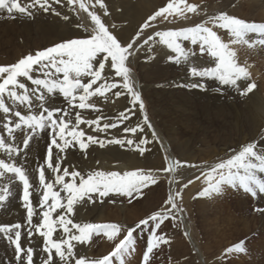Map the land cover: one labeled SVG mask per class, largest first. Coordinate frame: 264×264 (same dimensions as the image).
<instances>
[{"label": "snow or ice", "instance_id": "snow-or-ice-1", "mask_svg": "<svg viewBox=\"0 0 264 264\" xmlns=\"http://www.w3.org/2000/svg\"><path fill=\"white\" fill-rule=\"evenodd\" d=\"M60 4L61 0H30L28 4H21L19 0H0V10H6L11 16L14 13L32 16L33 9H42L44 12L52 11L55 15H61L52 4ZM79 4V8L86 12L94 25L91 35L86 38H72L56 43L35 54L22 56L17 62L6 66H0V210L6 206L10 197H13V188L19 184L22 186L19 200L26 210L24 224H0V240H7L13 247L16 264H36L37 255L41 256L40 264H68L76 253V243H87L94 233H103L109 241H115L123 234V238L115 243L114 249L107 255L97 259H88L83 256L75 260V264H113V258L124 256L134 251V240L147 230L146 247L143 251L141 264H150L154 249L161 243L169 241L163 235H157V229L164 220L175 218L174 213L179 211L176 199L181 196L177 191L170 194L165 201L162 211L141 219L135 226L125 229L117 224L74 223L68 217L74 213V207L85 200L93 201V196L98 198L108 197L110 194L126 196L129 204L143 196V189L150 184H156V178L151 171L132 170L102 171L92 170L85 174L74 166H63L67 159V151L78 149L85 152L91 144H99L101 147L108 144H117L121 147L127 145L128 149L138 151L143 155L147 149L143 145L151 143L146 137L134 139L112 138L110 140L99 139L93 135H87L80 127L88 125L94 132L107 133L109 129H118L126 121H130L135 115L132 109L119 112L112 117L114 122H105L102 126L100 120H108V117L96 119H84L80 111L75 112V124H72L70 114L73 109H92L98 111L94 103H89L93 97H105L107 93L116 89H123L132 97L133 109L138 104L139 110L144 111L145 104L141 93L135 90L131 83L130 69L126 64L131 63V57L135 55L139 47L147 45L153 40L149 36L139 43L145 29L152 27V22L157 18L170 22L185 12L195 13L197 6L183 3L179 6L168 3L159 8L153 15L140 26V31L132 37V42L122 45L112 31L102 22L101 16L94 11H89L84 0H66L67 5ZM101 8H105L102 0H95ZM105 15L107 10L105 8ZM68 19L67 16L64 17ZM214 26L223 29L230 36L235 37V42L248 43L245 34L264 33V23L248 22L226 13H220L212 18ZM160 37L167 48L176 53H181L187 58V53L179 42L190 41L191 45L199 44L201 57L207 55L214 67H207L198 71L196 67L190 69L193 77L215 78L221 86L237 87L242 95H247L256 85L248 83L242 91L238 87V81L248 77L246 67L241 66L236 60L235 52L225 43L217 31L201 24L185 27L180 30H166L155 33ZM259 43L264 45V39ZM170 60L174 57H168ZM179 63V60H176ZM114 73V75H110ZM87 78V82L84 80ZM116 78H122V83L112 82ZM103 83H99L100 81ZM32 85L33 87H29ZM98 85V86H97ZM95 86V87H94ZM193 88L202 86L198 83L191 85ZM46 90V91H45ZM125 91H115L114 96L120 98ZM62 95L67 106H46L51 99V94ZM18 109H23L18 110ZM26 112V114H25ZM144 124L151 129L152 125L144 116ZM95 125V127H92ZM143 127L137 124L134 127H123V133L133 135L143 132ZM19 143L17 146V135ZM41 133H47L49 139L46 142V152L43 162L36 165L34 172L38 183L32 182V174L27 166L28 149L34 139H38ZM153 138L156 134L153 130ZM11 136V142L7 137ZM259 142H250L234 151L229 158L223 159L212 166L201 176L207 181L208 186L198 193L201 197L220 193L222 186L229 185L242 188L253 197L264 194V180L258 179L254 170L264 173V153H261ZM11 160L12 162H6ZM253 160L259 161V164ZM18 161V162H17ZM188 166V165H185ZM174 169L175 165H171ZM243 170L244 174H240ZM46 171L52 174V179L46 176ZM168 171V169H165ZM6 174L8 184H3ZM66 178H69L66 180ZM201 177H196L199 180ZM77 180L79 181L77 183ZM192 183L188 181L183 187L187 188ZM252 185L258 189L254 190ZM59 188V190H56ZM62 193L64 195H62ZM38 195V204L34 205L32 197ZM264 214V208H255ZM55 214V217H54ZM38 223H34L35 218ZM69 225L71 227H69ZM22 229L24 231H22ZM76 229L79 234H74ZM62 230V231H61ZM27 236L28 244H24V236ZM36 236L42 238L39 253L32 245ZM54 236L56 238H54ZM76 242V243H73ZM243 241L233 247L225 249V253L243 252ZM130 245L132 247L130 248ZM2 264H11L5 258ZM120 264H124L121 260Z\"/></svg>", "mask_w": 264, "mask_h": 264}, {"label": "bare ground", "instance_id": "bare-ground-1", "mask_svg": "<svg viewBox=\"0 0 264 264\" xmlns=\"http://www.w3.org/2000/svg\"><path fill=\"white\" fill-rule=\"evenodd\" d=\"M164 1L162 0L161 2ZM84 2L88 5L89 11L97 12V14L101 16L102 22L105 23V25L109 28L110 31H112V33L116 32L114 33V35H116L118 40L123 45L127 44V42L131 39L132 35L137 31V28L147 17H149L151 14L157 11L158 8L164 6L160 4L158 0H123L121 4H119L117 0H102L103 3H106L108 5V6L106 5L105 8L107 11H109V13L105 15L104 14L105 8H101L98 4H95V0H84ZM223 2L226 3V5H229L231 3H236L237 0H227V1L224 0ZM195 3H196L195 5H197L196 1ZM208 4L211 3L208 2ZM208 4H206V6H208ZM244 4H247L249 6L248 9H251V11L248 10V14L252 15L254 14L253 11L255 12V10L253 9L255 8V6L257 7L258 5L259 8L260 6L264 7V0H244ZM52 7L57 9L58 11L57 10L56 11L61 13V15H55L52 13V11H49L47 13H40L36 9H33L31 10L32 11L31 17L22 15V19L18 20L22 33L27 37V40L30 39L28 40L29 42L26 40L24 43V45L27 48L29 47L30 49H38L65 39H70L73 37L74 38L83 37L85 36V34H88V30L86 28L87 26L90 29L94 28V25L91 22V19L88 16V14L82 11L80 8H79L80 10V17H79L78 14L75 13L74 9H72V7L70 5H67L66 3L65 4L53 3ZM117 7L120 9L119 12H116ZM209 7H208V11L211 8ZM199 10L197 9V11ZM206 12H207V8H206ZM261 12L264 16V10H262ZM115 14L120 18V19L118 18L120 21L116 19L115 21L121 27V30H117L118 26L115 25L113 22L112 16ZM66 15H68L67 20L64 19ZM197 15H199V13H197ZM176 18H179L178 21L181 23L180 17L178 16ZM127 20L128 23L124 22ZM187 27H192V26H187ZM224 35L228 36L229 33L227 31H224ZM152 36L155 40L152 43L151 47H147L144 53H142L141 55L139 52H136L135 55L131 57L130 64L131 66L134 65L137 67V72L139 71L138 75L137 73H134L131 70L130 68L131 66L129 67L128 64H126V66L129 67L130 69V77L135 89L140 88L142 95L144 94L145 99L149 101L151 108H153V113L157 118L156 121L154 120L153 115L150 116L148 113L146 114L148 118V122L152 125V128L149 129L144 124L143 116L139 112L137 105L133 109V106L127 99V96H121L120 98H116L114 96V92L117 90L122 91V88L110 91L109 93H107V97L109 99L110 98L114 99L113 104L111 106L113 114L118 113V109H124V108L132 109L135 112V115L132 117L130 123L139 124L141 127H143L144 129L143 132L147 134L146 138L149 141H151V143L145 144V148L147 149L146 154L150 156V158L156 161V163L155 162L154 163L157 167H162L163 153H167V155L172 156L176 165L175 169H177V172L175 171L174 173L175 179L184 178V176L185 177L191 176L194 173L190 169V167L184 169L185 167L184 164L194 162L195 159L192 158L190 156V153L188 152L190 151L193 144L197 140H194V138L186 137L185 136L186 134H183L181 130V127L183 128L185 127L192 130L193 129L192 125L194 122H196L197 124L196 131H198L199 140H200L199 143L203 146L201 147L203 149L200 150L201 151L200 160H204L205 165L203 166V168H205V170L208 168L207 166L208 160H211L212 158L215 159V157H223V156H225V158L227 159L229 156L228 154L225 155V151L227 150H231L233 154L234 151H238L242 146L250 142H259L260 145H264V88H263L264 76H262L264 73L261 72L260 74V68H258V66H249V65L244 66L248 71V77L246 79L238 81V87L240 88L241 91L244 88H246L248 83L255 82L254 81L255 78L253 79V77H255V74H257V72L259 73L260 81L257 79L259 85L256 86L247 95H242L240 94V92L237 91V87L221 86L215 78H210V77L198 78V77H193L190 74V69L192 67H196L198 71L204 70L207 67H214V63H210V61L206 60L208 57L204 59L205 57H201L200 55H198L197 53L198 50L196 51L192 49L190 51H187L186 49L188 48H185L184 52L187 53V58H186L181 53H176L173 50L166 49L167 47L166 44L162 45L160 40L155 34ZM254 36L257 39H261V40L264 39V36L258 35L256 33L248 34L247 40L250 43L251 41H253L254 44L251 43V45H249L251 48L246 47V49H248L247 53L250 51L248 53L250 55L252 51L254 52V54L256 53V55L259 54L258 58H260L259 56H261L263 59L262 61L264 63V45H261L259 43V40L253 39L255 38ZM180 40L182 43L185 42L182 40V38H179V41ZM170 56L174 57V59L170 60L168 58ZM176 60H179V63H177ZM261 71H264V69H262ZM111 74L112 73H110V75ZM84 82H87V79ZM103 82L104 81L102 80L98 82V84ZM193 83H198L202 86L193 88L191 86ZM29 87L31 88L33 86L29 85ZM173 94H175L176 97L173 98L172 96ZM94 98L99 105H102L105 102V97H94ZM117 104H119V106H117ZM46 106L62 107L67 105L62 95L58 93H53L51 94V99L49 100ZM97 109L98 112L93 114L94 119H96L97 116H101L100 114L101 107H97ZM76 111H80L82 117H86L84 119H88L87 118L89 117L87 116L88 109H84V110L73 109L72 113L70 114V118L72 120L73 125L75 124ZM0 120H2V117H0ZM100 124L101 126L103 125V119L100 121ZM174 126H176L175 129ZM80 127L86 132L87 135H89L92 132V128H90L86 124H82L80 125ZM92 127H95V125H93ZM160 128L162 130L159 131ZM153 130L156 134L155 138H157V141L159 138V141H161L162 144L164 145L165 151H163V153L161 151V148L158 146L157 141L155 140V138H153L152 135ZM210 131H212L214 135L209 134L208 132ZM3 132L4 129L1 128L0 133ZM95 133H96V137H98L99 139H103V140L105 139L104 133L102 132H95ZM13 135H17V146H22V144L19 143V134L13 133ZM7 139L9 142H11V136H8ZM47 141H48L47 133H41L38 139H34L31 142V145L28 149L27 166H31L36 161L42 162L41 156H43L42 153L45 152L44 149L46 147ZM104 146L101 147L99 144H91L85 152H81L78 149H70L67 151V159L63 162L62 167L69 166L71 170V167L74 166L77 170L82 171L86 177V174L89 171L92 170L104 171L106 168V165L104 164L105 161L112 163L113 161L121 160L122 157L124 156H129L130 159H133V157H131L129 153L119 152L118 148H116V144H113V148H110L109 150H106V145ZM176 152L179 153L178 160L176 159ZM261 153H264V148H261ZM195 155L196 154H194L193 156ZM134 158L136 157L134 156ZM130 161L132 163L128 165L121 163L119 166H117V168L124 170L128 168V166L129 168H133L136 167V165L138 166V164L139 165L141 164V162H137L136 160H130ZM253 162L259 164V161L256 160H253ZM180 166L183 167L181 168V173H184L182 175H179ZM114 168L116 169V167ZM254 172L258 179L264 180V173H260L258 169L254 170ZM240 174L241 175L244 174L243 170H240ZM200 177L201 179L204 180L202 176ZM67 179L69 178H66V180ZM35 180L36 179L32 175V182L35 183ZM78 182L79 181L77 180V183ZM8 183H9L8 176L6 174L3 180V184H8ZM253 186L254 185H252V187ZM175 188H176V181L173 183L172 193L175 192ZM253 188H255V186ZM21 189L22 188H20L19 184H17L13 188V197H10L9 201L7 202L3 210H0V224L11 225L17 222L21 224L25 223L26 216L24 215L23 209L21 208V202L19 200ZM56 190H59V188H57ZM255 190L258 192V189L255 188ZM235 191L236 193L238 191L240 194L243 193V191L240 188L239 189L237 188ZM0 194H2V191H0ZM231 194L235 195L234 190L233 191L229 190V195L231 196ZM62 195L64 194L62 193ZM238 196L234 197L236 203L239 206H243L241 207V209H243L244 212H246V210L248 211V206L242 205L244 204L243 197L242 198L240 197L241 198L240 199L238 198ZM97 199L98 197L93 196L94 202H89L85 200L83 203L77 204L74 207V213L70 215L68 218L72 219L74 223H80V224L98 223L97 219L100 220L102 218V215L104 214L103 201L105 200V197L101 198V202H98ZM244 199H246L247 201L248 198H244ZM32 200L34 205L38 204L37 201L38 195L34 194ZM250 200L254 204L252 206L253 209L264 208V194H258L256 197L252 196ZM199 205L202 207V210L207 211L208 207L207 205H205V202L201 201V204ZM216 211L214 210L213 212L214 214H210V215H217V213L219 212ZM205 214H207V212ZM188 217L184 216L183 223L186 225V229L190 230L188 224L189 223ZM243 217L244 219L240 220L241 222H243L242 225H240L242 226L241 231L243 234L241 235L239 234V237H245V235L249 234L250 232L252 233V230H254L255 227H257L258 229L259 226L261 227L264 225V214L258 211H253L251 219H249V217H247L246 215H244ZM38 222H39V218L37 217L34 219V223H38ZM69 227L71 226L69 225ZM22 231L24 230L22 229ZM72 232L74 234H79L76 229H72ZM97 236H99V234ZM188 237L194 243V240L191 236V232ZM94 238L95 237L93 234L90 240L85 244H78L76 242H73L76 243V248L74 249L76 255L69 260L68 264H75V260L80 258L81 256L88 259H92V258L96 259V256H94L95 257L94 258L91 255L93 254L92 247L95 246L92 244V240ZM33 244H35L34 246L37 250V253H39V246L41 245V243L39 242ZM260 249H262V246H260ZM5 258L10 260L11 264H16V261L14 259L13 247L8 244L6 239L0 240V264H2ZM40 259L41 256L37 255L36 261ZM258 262L260 261L258 260Z\"/></svg>", "mask_w": 264, "mask_h": 264}, {"label": "rangeland", "instance_id": "rangeland-1", "mask_svg": "<svg viewBox=\"0 0 264 264\" xmlns=\"http://www.w3.org/2000/svg\"><path fill=\"white\" fill-rule=\"evenodd\" d=\"M122 1L123 0H117V2L119 4H121ZM158 1L160 2V4L164 5L162 7H165L168 3H173V4L179 5L181 7L183 6V3L195 5L196 4L195 1H196L197 5H195V6H197L198 10L200 9L199 11H196V12L199 13V15H197L196 12L195 13L185 12L184 14H182L184 16H181V15L179 16L181 23L178 21L179 18H173L170 20V22L163 21L162 19L157 18V20L152 22V27L150 29H145L143 31L142 39L139 41V43L141 45H143L144 40H146L149 36H152L157 32H162V31H166V30H176V29L180 30V28L183 29L187 26H195L197 24H201V25H204L207 27H211V28H213L214 31H217V33H218V35H220L221 39L225 43H228L229 47L235 52V54H236L235 58L241 66H245V65L258 66V68H260V74H261V72L264 73V71H261L262 69H264V63L262 61L263 60L262 57L259 56L260 58H258L259 54L256 55V53L254 54V52H252V51H251L250 55L248 54L250 51L247 53L248 49H246V47L251 48L249 45H251V43H253V41H251V43L248 41L247 44H245L243 42H235L236 41L235 37H232L230 35L225 36L224 35L225 30L217 28L216 26H214V24L212 22L213 17L218 16L220 13L224 12L230 16H235V17H238L240 19H244L245 21H248V22L264 23V19H263L264 16L261 12L262 10H264L263 6H260V8L258 7V5H257V7L255 6V8H253L255 10V12L253 11L254 14L249 15L248 10L251 11V9H248L249 6L247 4H244V0H237L236 3L230 2L231 4H229V5H226V3L223 2L224 0L223 1L222 0H208V1L207 0H166V1L163 0L164 2H161L162 0H158ZM216 1L219 3H217ZM19 2L21 4H28L30 2V0H19ZM198 2H199V5H198ZM200 2L201 3L203 2L204 4L203 3L201 4ZM208 2H210L211 4H208ZM61 3L65 4L66 0H61ZM103 4L105 6L107 5L106 3H103ZM206 4H208V6H206ZM214 4H215V6H214ZM209 5L211 8L209 7ZM217 5H219V6H217ZM234 5H236V6H234ZM70 6L72 7V9H74L75 13H77L78 16L80 17V10L78 7L79 4L76 3V4H73ZM229 6L232 9H230ZM208 7L210 8L209 11H208ZM206 8H207V12H206ZM36 10L40 13H46L42 9H39V8H37ZM157 10H159V8ZM213 10H215V11H213ZM119 11H120V9L117 7L116 12H119ZM107 13H109V11H107ZM208 13H209V15H208ZM153 14H151V15H153ZM66 16H68V15H66ZM112 17H113L114 24L118 26L117 30H121V27L115 21V19L120 21L119 20L120 18L116 14L113 15ZM246 17H248V18H246ZM202 18H203V20H202ZM19 19L20 20L22 19V14L14 13V15L10 16L6 10H0V61H1L0 66L10 65L12 63L17 62L22 56H25L29 53L35 54V52L37 50H42V49H45V48L52 46L56 43L64 41V40H62V41L56 42L54 44H50V45L44 46L42 48H38V49H30L29 47L27 48L24 45L25 41L27 40V37L22 33V30L19 26V21H18ZM147 19H148V17L140 24V26ZM193 19H195V20H193ZM260 21H262V22H260ZM124 22L128 23V20L124 21ZM177 22H179V23H177ZM140 26L137 28V31L132 35V37H134L136 35V33L138 31H140ZM86 28L88 30V34H85V36H83V37H76V38H86L89 35H91L92 29H90L88 26ZM114 33H116V32H113V35H114ZM247 35L248 34H245L246 40H247ZM258 35L264 36V33L258 34ZM132 37L127 43L132 42ZM70 39H72V38H70ZM158 39L160 40L162 45H165L162 42L160 37H158ZM253 39L259 40V41L261 40V39H257L256 37ZM28 40H30V39H28ZM65 40H67V39H65ZM154 40L155 39L153 38V40L150 41L147 45L139 47L136 50V52H139L141 55L142 53H144V51L146 50L147 47H151ZM179 42L181 43V46L184 50H185V48H188V49H186L187 51H190L192 49L199 51V49H198L199 44H197L196 46H193V45H191V43L189 41L182 43L180 40ZM191 46H192V48H191ZM189 47H190V49H189ZM166 49H168V48L166 47ZM198 51H197V53H198V55H200ZM244 53H245V55H244ZM203 57H205L204 59H206L208 56L204 55ZM206 60L210 61L209 57ZM246 60H249V61H246ZM128 66L130 67L131 64L128 63ZM130 68L134 73H137V75H138L139 71L137 72L136 66L133 65ZM111 75H114V73H112ZM262 76H264V74ZM254 78H255L254 84L256 86H258L259 85V82L257 81V79L259 80V73L258 72H257V74H255V77H253V79ZM112 82L122 83V78H116V80L112 81ZM131 83H132V81H131ZM154 86H155V84H154ZM263 88H264V86H263ZM135 90H138L141 93L140 88L139 89L136 88ZM122 91H125V90L122 89ZM123 96H127V99L131 103L132 97L130 95H127L126 91H125V95H123ZM142 96L144 97V94L142 95V93H141V97ZM172 96H173V98L176 97L175 94H173ZM143 97H142V101L145 104V109H144V111H140L138 104H137L139 112L141 113L143 118H144V116H146L147 113L150 116L153 115V118L156 121L157 118L155 117V115L153 113V108H151L149 101H147L145 99V97L144 98ZM113 101H114L113 98H110V99L107 98V99H105V102L102 105H99L96 102L94 97L90 98L88 101L89 103H94L96 108L101 107V111H100L101 116H99V117H102V118L108 117L109 118L108 120L103 119V124L105 122H109V123L114 122L111 118L118 116L119 112L124 111L126 109V108L118 109V113L113 114L112 107H111L113 104ZM117 106H119V104H117ZM147 106H148V109H147ZM97 112L98 111H93L92 109H88L87 116H89V117H87V118L88 119H94L93 114H95ZM83 118H86V117H83ZM2 119H3V117H2ZM140 119H141V117H140ZM130 121H126L125 124L121 125V127L118 129H109L107 133H104L105 134L104 140L107 141V140H110L112 138H121V137H124L125 139L130 138V139L136 140L138 137H140V138L147 137V134L145 132H139L135 135H133L131 133L124 134L123 133V127H125V126L134 127L137 125V124H131ZM175 128H176V126H174V129ZM192 128L193 129L190 130L188 128L181 127V130H182L183 134H186L185 135L186 137L194 138V140H197L193 144L190 151L188 152V153H190V156L195 159L194 162L184 164V166L188 165V166H185L184 169L190 167V169L194 173L191 176H186V177L184 176V178H180V179H175L174 173H175V171L177 172V169H175L176 165H175L174 159L172 158V156L167 155V153H163V151H165L164 150L165 148H164V145L162 144V142L159 141V138H158V141H157V138H155V140L157 141V144L161 148V151L163 153V161H162L163 165H162V167H157L155 165L156 161L153 160L152 158H150V156H148L146 154V152L143 155H141L138 151L128 149L127 145H125L124 147H121L120 145L116 144V148H118L119 152L129 153L130 156L133 157V159H130L129 156H124V157H122L121 160H116V161H113L112 163L105 161L104 164L106 165V168L104 171H119L121 173H123L124 171H132V170H144L146 172L151 171L152 174L154 175V177L156 178L157 182H156V184H154V185L150 184L147 188L143 189V196L138 198L137 200L133 201L131 204H129V202H128L129 198L126 196H119V195L110 194L108 197H105V200L103 201V203H104V212L103 213L104 214L102 215V218L100 220L97 219L98 223H96V224L114 223V224L122 226L126 231L127 227L135 226V224H137L141 219H145L146 217L152 215L155 212L162 211L165 207H170V205H168V206L165 205V201L168 199L170 194H174L175 192L179 191V192H181V196L178 197L175 202L178 205V209H180V210L176 211L174 213L175 218H172V217L167 218L166 220L163 221V223H161V226L157 229V235H163L169 242L167 244L161 243L157 249H154V254L151 257L150 264H264V225L261 227L259 226L260 228L258 227V229H257V227H255L254 230H252V233L250 232L249 234L245 235V237H239V234L240 235L243 234L241 231L242 226H240V225H242L243 222H241L240 220L244 219V217H243L244 215H246L247 217H249V219H251L253 211H254L253 207H252L254 204L250 200V198L252 197L251 194L246 193L242 188H240L243 191L242 194H240L239 191L236 193L235 190L237 188L239 189L238 185H237L236 189L233 188L232 186L224 185V186H222L221 192L218 194L213 193L207 197H201L198 195V193L201 192L205 187H207L208 184H207V181H205L201 178L199 180H197L196 177H200L202 172H206L208 170L209 166H212L215 163H217L223 159H226V158H225V156H223V157H215V159L212 158L211 160H208L207 161L208 168L205 170V168H203V166L205 165L204 160H200L201 159V157H200L201 151L200 150L203 149V148H201L203 146L199 143L200 140H199L198 131H196V129H197L196 122L193 123ZM160 130H162V129L160 128L159 131ZM208 133L213 134L212 131H210ZM89 135L96 136V133L94 131H92ZM195 138H198V139H195ZM48 139H49V137H48ZM105 145H106V150L113 148V144L105 143ZM143 147H145V145H143ZM44 150L46 152V147ZM45 152L42 153L43 156H41L42 162H43V159L45 156ZM194 154H196V155L193 156ZM226 154L229 155L228 156V158H229L230 155L232 154L231 150L225 151V155ZM134 156L136 158H134ZM178 156H179V153L176 152V159L177 160L179 158ZM130 160H136L137 162H141V164L140 165L138 164V166L136 165V167H133V168H129V166H128V168H126L124 170L117 168V166H119L121 163H124L126 165L132 163ZM6 162L11 163V160H7ZM42 162L36 161L31 166H28V168L31 171V174L34 176L35 179H36V173L34 172V169H35L36 165H38ZM171 165H175V168L172 169ZM114 167H116V169ZM181 168H183V167L182 166L179 167V175L184 174V173H181ZM165 169H168V171H165ZM32 171L34 172V174ZM9 175H12V174H7V176H9ZM46 176H48L49 179L53 178L52 174L50 172H47V171H46ZM189 180H191L192 183L187 188H184L183 186L185 184H187ZM175 181H176V188H175V192L172 193V187H173V183ZM36 183H38L37 179L35 180L34 184H36ZM20 188H22V187L20 186ZM229 190H231V191L234 190L235 195L231 194L233 199L229 195ZM254 190H255V188H254ZM20 195H21V190H20ZM228 196H229V198H228ZM237 196H238V198L243 197L244 202L243 201L242 202L244 204H242V205L248 206V211L246 210V212H244L243 209H241V207H243V206H239L236 203L234 197H237ZM244 198H248L247 201ZM97 201L101 202V198H98ZM201 201L205 202V205H207V207H208L207 211L202 210V207L199 205V204H201ZM184 204H186V205H184ZM229 205H230V208H229ZM216 206L218 207V209ZM21 208L23 209L24 215L26 216V213H25L26 210L22 207V205H21ZM214 210L215 211L217 210L216 212H219V213H217V215H210V214H214L213 213ZM206 212H207V214H205ZM203 213L205 214V216ZM207 215L209 216V218ZM182 216H183V218H182ZM184 216H187V217L189 216L188 217V222H189L188 224H189L190 230L186 229V225L183 223ZM205 217H207V218H205ZM190 232H191V236L194 240V243L188 237ZM237 232H238V234H237ZM96 234L97 235L99 234V236H97ZM147 235H148V232H147V230H145V232L142 235H140L137 239L134 240L135 250L131 251L130 254H128V255L118 256V257L113 258V264H120L121 260H123L124 264H141L143 251L145 250V247H146ZM94 237L96 239L94 238L95 241H94V239L92 240V244L95 246L92 245L93 246L92 247V253L93 254H91V255L93 257L96 256V259H97V258H101L102 256L110 253L114 249L115 243H118L119 239L123 238V234H121L118 237V239L115 241H109L103 235V233H102V235H101V233H94ZM97 237H99V238H97ZM251 237L254 239H252ZM54 238H56V237L54 236ZM96 240H98V241H96ZM241 241L244 242L243 247H244L245 251H243V252L233 251V252L225 253V249H227L229 247H233L234 245H236L237 243H239ZM23 242L25 245L28 244V240H27L26 235L24 236ZM39 242L42 244V238L39 236H36L34 238V240L32 241V245L34 246L35 244H33V243H39ZM259 245L262 246V249H260ZM131 247H132V245H130V248ZM203 248H204V250H203ZM94 250H95V252L96 251L97 252L95 253ZM198 250L199 251L202 250V251L199 252ZM102 252H104V253H102ZM258 260L260 262H258ZM261 261H262V263H261ZM36 264H40V260L36 261ZM58 264H59V262H58Z\"/></svg>", "mask_w": 264, "mask_h": 264}]
</instances>
